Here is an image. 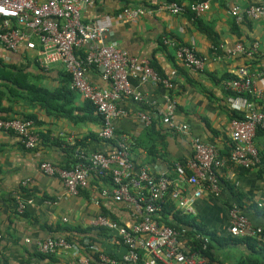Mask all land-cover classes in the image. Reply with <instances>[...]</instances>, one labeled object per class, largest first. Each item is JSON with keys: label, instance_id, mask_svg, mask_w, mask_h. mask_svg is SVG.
Listing matches in <instances>:
<instances>
[{"label": "crops", "instance_id": "crops-1", "mask_svg": "<svg viewBox=\"0 0 264 264\" xmlns=\"http://www.w3.org/2000/svg\"><path fill=\"white\" fill-rule=\"evenodd\" d=\"M166 1L96 0L93 8L81 13V19L85 23L108 24V40L115 42L129 56L147 59L153 70L163 77L174 76L172 97L161 85L130 77L131 87L142 95L143 102H119L118 105L129 116L114 123L117 134L130 137V156L137 166L147 167L153 175L165 173L172 177L173 165L185 163L192 155L189 138L172 133L160 120L155 119L152 127H145L136 119L135 113L143 111L151 114L154 106L164 110L172 103L175 123L188 124L191 137L214 144L223 152V144L229 143L230 117L227 110L231 98L223 88V81L232 78L240 67H245L252 74L264 67L262 19L249 20V26L241 27L242 44L245 47L250 43L258 44L254 58L225 55L223 49L232 48L239 41L231 33V9L233 5L241 10L254 4L264 6V0H210L208 10L198 17L184 11L178 15L166 12L147 14L136 23L116 19L124 6L148 8L160 6ZM190 3L192 1L184 0L181 6L186 10ZM164 38L192 47L207 59L205 69L197 73L185 69L175 60L171 48L160 45ZM213 42L222 48L213 51ZM14 68L25 73L31 84L48 91L68 84V76L60 63L54 64L47 73L39 71L27 55L24 44H20L16 51L0 47V69ZM86 76L98 88L109 87L94 68H89ZM85 102L79 94L72 93L71 102L66 106V110L71 111L70 117L47 113L40 106L25 100H18L15 104L3 102L9 117L34 116L37 121L35 130L41 135V140L34 150H25L16 136L0 132V264H75L64 255L39 257L34 250V241L51 236H68L64 232L66 227L74 230L91 227V218L101 214L102 208L113 213L127 227L132 226L133 221L122 204L101 200L99 206H95L91 202L92 195L99 196L100 191L109 188L104 178L89 177L87 188L91 197L85 199L79 195H68L57 178L39 172L38 165L43 160L60 167L67 166L69 159L61 143L69 137L82 141L89 151L110 152L113 149L111 142L99 138L101 123L98 116L76 111L83 109ZM75 115L81 118L77 123L73 120ZM262 141L255 139L258 150H264ZM26 179H30L31 183L21 187ZM218 180V197L214 199L204 195L195 204L199 213L197 222L216 239L210 243L211 256L207 260L210 264H264V170L258 176L255 170L239 174L225 166L218 171ZM22 188L28 190V194L22 196L26 210L18 215L11 195L19 193ZM239 205L249 222L262 229L261 236L231 237L227 207ZM26 239L30 243H26ZM70 239L77 243L82 236L72 234ZM84 242L87 243V240Z\"/></svg>", "mask_w": 264, "mask_h": 264}, {"label": "built area", "instance_id": "built-area-1", "mask_svg": "<svg viewBox=\"0 0 264 264\" xmlns=\"http://www.w3.org/2000/svg\"><path fill=\"white\" fill-rule=\"evenodd\" d=\"M209 1H194L188 9L198 17L208 10ZM95 4L96 0H0V47L16 51L20 44H24L27 55L43 73L60 63L70 77L69 89L90 102L95 114L100 117L99 138L115 144L110 152L85 151L77 147L73 155L76 163L69 169L43 160L38 165L39 172L57 178L70 196H78L79 191L88 186L91 175L109 178V188L100 191L99 196L91 194V202L95 206H99L101 200L120 203L133 221L132 226L126 227L103 214H97L90 220L92 228L113 232L125 247L120 262L103 254L98 256V261H94L81 252L77 243L63 235L35 240L34 250L43 256H68L75 264H210L204 256L190 250L188 240L183 239L184 230H174L155 220L162 211L166 197L171 199L181 214L196 218L199 213L195 204L199 199L204 195L214 199L218 197V171L225 166L219 147L191 137L188 124L175 123L174 106L169 103L164 110L154 106L156 109L151 114L138 111L135 113L136 119L145 127H151L155 119L160 120L172 133L188 137L192 144V155L183 165H173L172 177L165 173L153 175L147 167L137 166L133 162L129 151L132 144L130 137L117 134L114 125L115 121L129 116L118 105L119 102H143L142 95L131 87L129 78L161 85L170 91L174 87V76L161 77L147 59L129 56L115 42L108 40V24L83 22L81 13ZM181 11V6L172 2L148 8L125 6L116 19L136 23L147 14L166 12L178 15ZM231 15L236 23H241L243 17L264 20V6L254 4L241 10L233 5ZM163 44L173 50L175 60L185 69L195 73L205 69L207 59L192 47L167 38L163 39ZM257 48L258 44L253 43L246 52L243 45L237 42L223 51L226 56L245 54L250 57L257 52ZM89 68L97 70L109 87L101 89L92 85L86 76ZM235 76L223 81V88L232 94L229 98L230 109L240 116L229 122L232 145L229 158L233 164L253 169L261 162L254 138L257 128L264 129V67L254 74L240 67ZM259 80L261 84H257ZM0 132L16 136L25 150H34L41 139L34 122L19 117L0 118ZM76 142L69 137L61 143V148L75 147ZM30 183L31 180L26 179L21 187H27ZM11 199L15 212L22 215L26 203L20 193H12ZM227 215L231 237L261 236L262 229L253 226L238 206L229 207ZM63 221L66 223L65 219ZM25 242L30 243V240L26 239ZM203 242L202 249H205L208 239L203 238Z\"/></svg>", "mask_w": 264, "mask_h": 264}, {"label": "trees", "instance_id": "trees-1", "mask_svg": "<svg viewBox=\"0 0 264 264\" xmlns=\"http://www.w3.org/2000/svg\"><path fill=\"white\" fill-rule=\"evenodd\" d=\"M182 1L184 0H168L166 2H172L178 6H181ZM189 1L193 2V1H198V0H189ZM256 5H259V4H256ZM181 8H182L181 12L188 11L194 16V14L188 8L186 10L182 6ZM249 20L250 19L243 17V20L241 23H236V21L233 18V24L231 26V33L239 40L238 42H240L241 44L243 43L242 41L243 33H242L241 27L246 26V25L249 26ZM160 45L162 46L164 45L163 39L161 40ZM251 46H252V43H250L248 47H245L243 45L246 52L250 50ZM213 48L215 51L220 49L219 45H217L216 42H213ZM256 53L257 52H254L250 57L246 56L245 54H242V56L245 58L252 59L254 58ZM67 76H68V84L66 85V87H62L61 89H57L53 91H48L45 88L31 84L28 81L27 75L23 73L21 70L18 71L15 68L10 69V70L0 69V118L2 119L11 118L6 115L7 109L3 107V102L6 101V102H9L10 104H15L18 102V100H22V101L25 100L31 104H36L40 106L41 108H43L47 113H59V114L67 115L70 117L71 111L66 110V106L71 102V94L74 92L69 89L70 77L69 75ZM160 76L163 77L162 75ZM163 78H166V77H163ZM234 78H236L235 75L232 78L230 77L227 79H234ZM173 91L174 89L169 91V97H172ZM227 93L230 96H232L230 92L227 91ZM76 111H80L86 115L87 114L92 115L93 113L95 114L94 107L88 101L85 102V106L83 107V109L76 110ZM227 111H228L230 120L240 118V116L237 113H235L233 110H231L230 108H228ZM96 116L98 115L96 114ZM19 118L24 119V120H32L34 124L37 123L34 116H23ZM98 118L101 123V119L99 116ZM73 120L74 122L77 123L79 120H81V118L75 115V119ZM40 138H41V135H40ZM256 138L259 140L262 139L263 140L262 142L264 144V129H260V128L256 129L254 144H255ZM111 143L115 145L113 142ZM75 144H76L75 147L69 146L64 150L67 158L69 159V163L67 164L66 167H61V168L69 169L73 164L76 163V160L73 157V155L77 147H80L81 149L85 151L89 150L87 146L83 144L82 141L76 142ZM58 145H60V143H58ZM231 147L232 145L229 140V143L223 144V148L225 149L223 152L221 149H219V153L223 157L225 161V166L227 168L228 167L233 168V170H235L239 174L247 173L250 170L257 171L258 176L261 174V172L264 170V150H258L261 162L258 165H256L253 169H245L241 166L233 164L230 161L229 154H230ZM180 164L183 165L184 163L182 162ZM187 174L189 173L187 172ZM91 177L98 178L93 175H91ZM104 179L108 182V184H110L109 178H104ZM19 193L21 196H25L28 194V190L22 188ZM89 194L90 192L88 191L87 187L79 191V196H83L85 197V199L89 198ZM238 207L240 208V205ZM102 211L103 212L101 214L115 220L120 225L127 227V225L118 221L116 216L113 213H111L109 210L102 208ZM155 221L158 224H163L174 230H178V231L184 230L183 239L188 240L187 245L190 247V250L201 254L206 259H210V256H211L210 251L212 248L210 243L212 241H216V239H214V234L205 230V228L197 222L196 217L181 214L180 211L175 209L174 203L171 201L170 198L168 197L165 198V203L162 206V211L159 213V216L156 218ZM64 232L68 234V236H66L68 240H71L70 235L72 234H75V235L78 234L82 236V239L78 241L77 244L79 245L81 252L85 255H89L94 261H98V256L100 254H103L107 256L109 259H114L120 262L121 256L126 251L125 247L118 241L116 237L113 236L112 234L113 232L103 229V228L88 227L82 230L81 229L74 230L72 228L66 227L64 228ZM51 237H55V236H51ZM113 237H114V240H111ZM203 238L208 239V243L206 244L205 249H202V246L204 244ZM84 240H87V243L84 242ZM38 256L41 258L49 257V256H43L40 254H38ZM0 260L2 259L0 258Z\"/></svg>", "mask_w": 264, "mask_h": 264}]
</instances>
